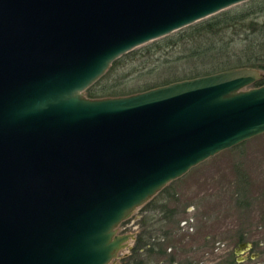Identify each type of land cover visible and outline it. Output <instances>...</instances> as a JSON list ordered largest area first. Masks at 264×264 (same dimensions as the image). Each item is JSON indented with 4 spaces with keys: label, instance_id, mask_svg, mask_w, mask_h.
<instances>
[{
    "label": "water",
    "instance_id": "95a60500",
    "mask_svg": "<svg viewBox=\"0 0 264 264\" xmlns=\"http://www.w3.org/2000/svg\"><path fill=\"white\" fill-rule=\"evenodd\" d=\"M242 1L0 0V264H116L137 206L264 131L257 67L85 93L123 53Z\"/></svg>",
    "mask_w": 264,
    "mask_h": 264
},
{
    "label": "rangeland",
    "instance_id": "374dc122",
    "mask_svg": "<svg viewBox=\"0 0 264 264\" xmlns=\"http://www.w3.org/2000/svg\"><path fill=\"white\" fill-rule=\"evenodd\" d=\"M147 43L134 47L136 58L115 72L127 88L204 74L209 67L183 45L142 56L138 51ZM117 232L132 233L115 257L119 264H264V131L168 182L122 220ZM137 242L143 247L134 251ZM241 242L248 245L239 248Z\"/></svg>",
    "mask_w": 264,
    "mask_h": 264
},
{
    "label": "trees",
    "instance_id": "16d2710c",
    "mask_svg": "<svg viewBox=\"0 0 264 264\" xmlns=\"http://www.w3.org/2000/svg\"><path fill=\"white\" fill-rule=\"evenodd\" d=\"M243 2L245 5L238 6L235 10H220L176 30L174 34L169 33L154 39L143 46L138 53L142 56H150L159 49L183 45L191 49L189 54L197 55L198 58L209 63L205 73L232 67H257L264 73V0ZM228 29L233 32L228 33ZM135 54L136 51L131 49L114 59L105 73L86 88V95L99 97L124 94L157 85L158 83H153L142 87V84H138L127 88L123 85L125 81L115 76L118 67L135 59L137 56ZM143 68H145L144 63L142 71ZM129 72L132 71H127ZM127 73L122 76H127ZM261 83H264V75L255 82V84ZM138 244L139 242L135 244V248H138ZM142 244H146L143 237Z\"/></svg>",
    "mask_w": 264,
    "mask_h": 264
},
{
    "label": "flooded vegetation",
    "instance_id": "af4514ba",
    "mask_svg": "<svg viewBox=\"0 0 264 264\" xmlns=\"http://www.w3.org/2000/svg\"><path fill=\"white\" fill-rule=\"evenodd\" d=\"M125 247H126V246H125ZM132 247L135 248L136 246L134 245V246H132ZM142 247H143V246H140V245H139L138 248H135L134 251H138V249H140V248L142 249ZM117 257H118V255H117ZM117 257H116V258H117ZM115 262H116V264H119V263L116 261V259H115Z\"/></svg>",
    "mask_w": 264,
    "mask_h": 264
}]
</instances>
